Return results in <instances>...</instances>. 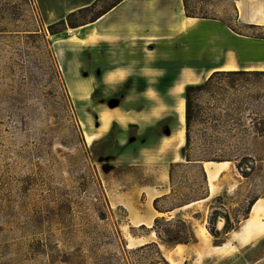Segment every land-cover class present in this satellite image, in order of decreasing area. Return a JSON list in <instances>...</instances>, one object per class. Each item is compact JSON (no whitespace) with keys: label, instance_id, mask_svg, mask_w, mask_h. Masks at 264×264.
<instances>
[{"label":"rangeland","instance_id":"374dc122","mask_svg":"<svg viewBox=\"0 0 264 264\" xmlns=\"http://www.w3.org/2000/svg\"><path fill=\"white\" fill-rule=\"evenodd\" d=\"M118 1L54 20L37 0H0V264H264V234L240 240L254 201L264 205V69L247 68L259 59L243 42L264 41V21L237 16L251 5L264 15V0H180L200 25L216 21L233 36L245 68L192 84L203 87L192 93L180 150L191 161L165 164L139 152L161 125L109 130L101 110L122 106L129 84L102 96L103 51L95 72L85 52L100 38L79 27ZM178 1H169L174 12ZM188 34L173 42L197 41ZM206 161L227 162L209 185Z\"/></svg>","mask_w":264,"mask_h":264},{"label":"crops","instance_id":"0c3cea01","mask_svg":"<svg viewBox=\"0 0 264 264\" xmlns=\"http://www.w3.org/2000/svg\"><path fill=\"white\" fill-rule=\"evenodd\" d=\"M169 1L121 0L110 6L92 23L79 27L95 29L96 39L100 38V41L94 44L92 40L89 42L90 38L87 36L85 52L87 56H91L92 69L95 72L98 66L96 55L100 50L103 51L104 65L101 68L103 74L100 86L96 82L102 96H112L121 87L129 84L122 106L110 107L106 104V107L101 109L108 111L111 116L108 129L110 130L113 124L122 130L129 126H137L138 130L156 129L161 125L150 134L151 142L139 151L148 162L155 161L161 164L184 162L180 155V150L184 146V124L181 128L174 108L177 103L184 100L185 87L198 83L216 70L245 68L235 58L234 46L229 45L233 36L227 30L216 25V21L200 25V19L185 15L180 0L174 12ZM98 2L99 0H37L38 5H46L54 20ZM233 2L236 4L238 0ZM256 6H250L251 10L247 16L242 15L238 9V19L248 23L263 22L264 15L255 10ZM174 24L177 29L175 34ZM159 25H164L165 29L159 30L157 28ZM215 29L219 30L215 32ZM188 33L196 37L197 41L173 42V36L180 38L186 35L188 39ZM243 42L246 46L244 54L249 59L255 54L259 59L257 65L247 68L260 69L264 64V41ZM98 43L101 45L95 47ZM219 50L224 51L222 62L218 60ZM232 55L236 65H231L229 61ZM140 84L144 87L142 90L139 88ZM137 92L143 94V98H135L134 94ZM140 104L143 107L139 108ZM104 128L102 125L101 129ZM98 138L95 137L93 140ZM120 144H124L123 136H120ZM206 182L210 184L207 179ZM158 196L161 194L155 197ZM140 224H144L143 221L135 222V226Z\"/></svg>","mask_w":264,"mask_h":264},{"label":"bare ground","instance_id":"6f19581e","mask_svg":"<svg viewBox=\"0 0 264 264\" xmlns=\"http://www.w3.org/2000/svg\"><path fill=\"white\" fill-rule=\"evenodd\" d=\"M68 31L69 33H72L71 29H69ZM260 67H261L260 69H264V64L261 65ZM174 111H175L176 116L178 117L179 125L182 128L184 124V100L183 99L175 105ZM106 123H107L106 120H102L103 128L105 127ZM91 138L93 137L86 138V142L91 143ZM226 163L227 162H211V161L203 162L202 167L206 175V179L209 183L215 180L221 168ZM250 213L252 214V216L249 219H247V222L244 225V228L240 235L241 241H248L254 237L264 234V221L260 222L258 220V217L260 215H264V205H262L257 200L254 201V203L251 206Z\"/></svg>","mask_w":264,"mask_h":264},{"label":"trees","instance_id":"16d2710c","mask_svg":"<svg viewBox=\"0 0 264 264\" xmlns=\"http://www.w3.org/2000/svg\"><path fill=\"white\" fill-rule=\"evenodd\" d=\"M120 1H121V0H119L118 2H120ZM118 2H117V3H118ZM117 3H115V4H117ZM115 4H114V5H115ZM93 5H96V3H93ZM93 5H91V7H92ZM87 8H89V7H86V8H83V9H79L78 11L85 10V9H87ZM183 9H184V13H185L186 16L192 17V15H188L184 1H183ZM104 12H106V11H104ZM104 12H103L102 14H104ZM73 14H74V12L69 13L68 16H67V18H69V17H70L71 15H73ZM102 14L98 15V16L96 17V19H97L99 16H101ZM96 19H94V20H96ZM59 23H60V24H63V21H60ZM216 73H217V72L212 73L208 80H210V79L213 77V75H215ZM202 87H203V85H188V86H186L185 89H184V97H183V98H184V127H186V128L188 127V123H189V119H190V117H189V111H190V107H191L192 93H193L195 90H198V89H200V88H202ZM188 142H189V139H188V133H187V132H186V133L184 132V145L187 146V145H188ZM183 147H184V146H183ZM183 147H182V148H183ZM182 148H181V150H182ZM182 157L185 159V161H186L187 163H189V162L191 161V160L187 157V155H183V154H182ZM157 200H158V198H156V199L154 200V205H155V202H156ZM157 221H158V219L156 218V219L154 220V225H153V227H152L151 229H152V231L155 232V234L157 235V237L160 238L159 235H158V233H157L156 230H155V225H156ZM180 244H188V242L183 241V242H180ZM148 245H150V244L143 245V246H141V247H139V248L147 247Z\"/></svg>","mask_w":264,"mask_h":264}]
</instances>
